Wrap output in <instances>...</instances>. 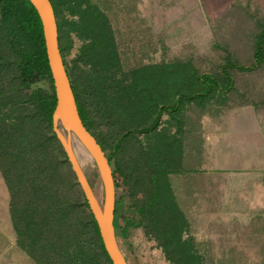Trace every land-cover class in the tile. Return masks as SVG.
Returning <instances> with one entry per match:
<instances>
[{
  "label": "trees",
  "instance_id": "16d2710c",
  "mask_svg": "<svg viewBox=\"0 0 264 264\" xmlns=\"http://www.w3.org/2000/svg\"><path fill=\"white\" fill-rule=\"evenodd\" d=\"M50 1L80 118L102 149L109 148L105 153L110 165L129 134H148L132 164L117 157L112 168L117 244L118 240L123 244L127 228L141 227L171 264H215L206 262L192 237L185 236L189 224L171 183L158 182L157 131L164 110H180L190 101L203 105L232 87L230 56L217 75L197 74L179 62L123 71L110 21L95 3ZM71 36L81 42L72 63L66 59ZM252 58L249 66H235L251 70L264 62V28ZM179 67L185 70L175 72ZM42 80L49 83L48 89L38 84ZM55 105L35 9L28 0H0V172L10 194L16 243L36 264H112L52 130ZM103 123L110 126L98 137L92 128ZM115 126L125 130L122 135L114 132ZM149 172L151 180L145 179ZM96 179L100 180L98 173ZM124 193L129 200L122 211Z\"/></svg>",
  "mask_w": 264,
  "mask_h": 264
},
{
  "label": "rangeland",
  "instance_id": "374dc122",
  "mask_svg": "<svg viewBox=\"0 0 264 264\" xmlns=\"http://www.w3.org/2000/svg\"><path fill=\"white\" fill-rule=\"evenodd\" d=\"M90 1L110 21L123 71L145 65L179 62L189 64L190 70L195 69L197 74L217 75L221 64L230 56L232 66L227 71L232 76V87L225 94H219L216 100H205L200 106L196 102H192V106L185 102L184 113L190 108L193 110L194 105L199 115L217 113L225 110L226 102H237L239 83H243L244 78L251 73L236 66H249L253 62L254 44L264 28V0ZM80 44L79 40L72 37L66 55L70 63ZM183 70L179 67L174 71ZM38 84L49 88L46 80ZM167 116V110H164L158 123L161 125L172 121ZM109 126L107 123L97 124L92 131L98 137H103ZM124 131L114 127L116 134L122 135ZM147 136V133L136 131L129 134L124 149L115 155L114 161L118 157L132 164L142 144L147 141ZM105 152L109 154L108 147ZM82 167L90 185L95 188L97 198H100L101 186L100 180L96 179L98 172L95 165L92 166L89 161ZM170 183L189 224L185 236L192 237L206 262L264 264V209L256 207L258 203L253 201L252 190L245 192L246 199L252 197L243 207V203L237 201L238 184L242 182ZM128 200L129 197L124 193L122 211ZM122 242L125 246L118 240V247L131 264H171L153 237L141 227L127 228ZM5 264L36 263L23 251L20 261L17 251H7Z\"/></svg>",
  "mask_w": 264,
  "mask_h": 264
},
{
  "label": "crops",
  "instance_id": "0c3cea01",
  "mask_svg": "<svg viewBox=\"0 0 264 264\" xmlns=\"http://www.w3.org/2000/svg\"><path fill=\"white\" fill-rule=\"evenodd\" d=\"M247 71L251 74L239 83L237 102H226L225 110L199 115L194 105L184 113L183 104L167 111L172 121L157 131L158 182H242L238 203L244 207L253 196L256 207L264 209V62ZM152 176L149 172L145 179ZM247 190H252L248 199ZM9 202L0 172V264H5L7 251H17L21 260Z\"/></svg>",
  "mask_w": 264,
  "mask_h": 264
},
{
  "label": "water",
  "instance_id": "95a60500",
  "mask_svg": "<svg viewBox=\"0 0 264 264\" xmlns=\"http://www.w3.org/2000/svg\"><path fill=\"white\" fill-rule=\"evenodd\" d=\"M35 9L42 26L48 66L53 82L56 105L52 112V130L76 182L97 224L99 235L112 264H129L118 248L115 228V182L113 170L105 151L92 133L84 126L76 104L70 79L59 48L57 18L50 0H28ZM80 144L90 154L100 177L101 197L97 198L80 167L73 146Z\"/></svg>",
  "mask_w": 264,
  "mask_h": 264
},
{
  "label": "bare ground",
  "instance_id": "6f19581e",
  "mask_svg": "<svg viewBox=\"0 0 264 264\" xmlns=\"http://www.w3.org/2000/svg\"><path fill=\"white\" fill-rule=\"evenodd\" d=\"M73 151L82 170H84L82 166L88 164L89 161L92 166L94 165L89 152L83 146L76 144L73 146Z\"/></svg>",
  "mask_w": 264,
  "mask_h": 264
}]
</instances>
